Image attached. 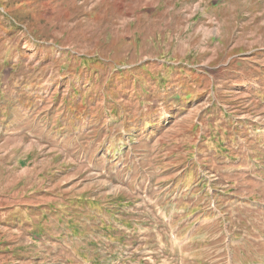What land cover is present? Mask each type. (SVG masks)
<instances>
[{
    "label": "rangeland",
    "instance_id": "obj_1",
    "mask_svg": "<svg viewBox=\"0 0 264 264\" xmlns=\"http://www.w3.org/2000/svg\"><path fill=\"white\" fill-rule=\"evenodd\" d=\"M4 10L33 105L0 116V264H264V0ZM67 52L97 74L55 73ZM53 89L93 98L73 122Z\"/></svg>",
    "mask_w": 264,
    "mask_h": 264
},
{
    "label": "trees",
    "instance_id": "obj_2",
    "mask_svg": "<svg viewBox=\"0 0 264 264\" xmlns=\"http://www.w3.org/2000/svg\"><path fill=\"white\" fill-rule=\"evenodd\" d=\"M4 7V6H2ZM7 10H4V12H0V19L7 17ZM9 17V16H8ZM11 18V16H10ZM9 23V25L7 24ZM6 24L3 22H0V47L4 43V45H8V43L11 46H8L4 49V51L0 50V56H5V52L9 54V51L12 50L14 46V40L15 34L13 33V29L18 30L19 26L17 23H13L11 21H8ZM8 32H11L8 36V39L6 38V34ZM5 36V37H4ZM33 39V38H32ZM30 39V40H32ZM8 40V41H7ZM32 42H35V39L32 40ZM16 48L13 49L15 51ZM55 63V62H54ZM102 61L96 58H87L83 56H76L72 55L70 52H67L66 54H63L62 59L57 61V65L55 66L54 72H60L62 73L64 70H66L68 75H66V78H70L71 76L74 77L76 75H81L87 77L90 73L97 74L98 68H96L97 65H101ZM9 62L5 61L3 64H0V116L2 119H4V123L7 126L8 123L14 119V123L18 122L19 120V110L21 108L27 109L30 108L33 105L32 99H27L28 95L26 92H24V83H26L25 78L20 79H14L13 82L9 86H5L3 84V78H2V71L5 66H7ZM16 68L11 67V75H15L17 77V74H19L18 70L20 68L19 65L15 66ZM98 67V66H97ZM121 73L120 71H118ZM80 77H77V80H80ZM28 81V80H27ZM17 82L19 83V87H17ZM39 85H37L38 87ZM6 88L10 91H6ZM18 88H21L23 91L18 92ZM42 104L41 106L43 108H47L48 104L50 105L51 109L56 107H60L59 112L63 115L64 111L67 109L69 111V119L74 122L73 117L79 116V113L84 109L87 99L93 98V96L89 97H83L84 99H81L82 97L78 98L74 96H68L64 97L61 95L60 90L56 91L55 89L50 90L48 93H45L42 95ZM40 102L41 100L38 99ZM85 111V110H84ZM86 113H89L86 111ZM50 116H53L54 113H50ZM78 120H84L82 118H78Z\"/></svg>",
    "mask_w": 264,
    "mask_h": 264
}]
</instances>
